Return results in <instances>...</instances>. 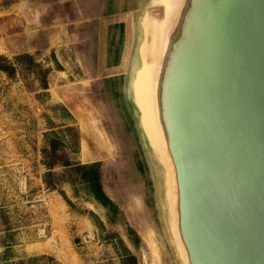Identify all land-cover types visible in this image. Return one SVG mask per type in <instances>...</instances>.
Returning <instances> with one entry per match:
<instances>
[{
	"label": "rangeland",
	"instance_id": "rangeland-1",
	"mask_svg": "<svg viewBox=\"0 0 264 264\" xmlns=\"http://www.w3.org/2000/svg\"><path fill=\"white\" fill-rule=\"evenodd\" d=\"M165 2L0 0V54L38 63L14 78L0 71V264H184L136 98ZM53 135L61 161L100 165L110 205L44 165Z\"/></svg>",
	"mask_w": 264,
	"mask_h": 264
},
{
	"label": "water",
	"instance_id": "water-1",
	"mask_svg": "<svg viewBox=\"0 0 264 264\" xmlns=\"http://www.w3.org/2000/svg\"><path fill=\"white\" fill-rule=\"evenodd\" d=\"M155 110L184 264H264V0L180 1Z\"/></svg>",
	"mask_w": 264,
	"mask_h": 264
},
{
	"label": "bare ground",
	"instance_id": "bare-ground-1",
	"mask_svg": "<svg viewBox=\"0 0 264 264\" xmlns=\"http://www.w3.org/2000/svg\"><path fill=\"white\" fill-rule=\"evenodd\" d=\"M181 0H166L159 13L149 22V39L143 50L145 62L136 85L138 108L142 113L147 135L153 139L156 146L162 147V140L156 120L155 82L161 55L170 33L175 15ZM163 150V149H162Z\"/></svg>",
	"mask_w": 264,
	"mask_h": 264
},
{
	"label": "trees",
	"instance_id": "trees-1",
	"mask_svg": "<svg viewBox=\"0 0 264 264\" xmlns=\"http://www.w3.org/2000/svg\"><path fill=\"white\" fill-rule=\"evenodd\" d=\"M37 66L38 63L29 53L16 55L14 62H11L7 56L0 54V71L5 73L9 78H14L18 73V69L20 68L33 70ZM43 81V87L47 88L48 84L46 82V78H44ZM47 141L48 145L43 151L45 158L44 165L48 169H52L57 166L64 167L65 170L63 176L73 173L79 182L85 184L88 191L91 192L95 198L105 205H110L111 202L105 195V191L101 183L100 165L98 163L74 165L70 163L68 159L61 161L63 156L61 153H59V150L62 148V141H60L55 135L48 137ZM54 178L55 177L52 172H47L44 175V182L46 183L47 188L50 190H55L58 188L57 186L59 183L58 181L54 180ZM65 181L71 182L68 179Z\"/></svg>",
	"mask_w": 264,
	"mask_h": 264
}]
</instances>
